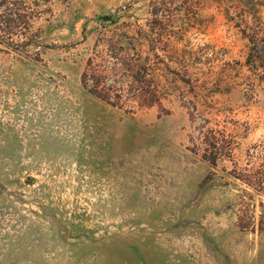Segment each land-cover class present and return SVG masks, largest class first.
Here are the masks:
<instances>
[{"label": "rangeland", "instance_id": "1", "mask_svg": "<svg viewBox=\"0 0 264 264\" xmlns=\"http://www.w3.org/2000/svg\"><path fill=\"white\" fill-rule=\"evenodd\" d=\"M263 38L264 0H0V264H264Z\"/></svg>", "mask_w": 264, "mask_h": 264}, {"label": "water", "instance_id": "2", "mask_svg": "<svg viewBox=\"0 0 264 264\" xmlns=\"http://www.w3.org/2000/svg\"><path fill=\"white\" fill-rule=\"evenodd\" d=\"M104 19H105V20H108V17H107V16H105V17H104Z\"/></svg>", "mask_w": 264, "mask_h": 264}, {"label": "trees", "instance_id": "3", "mask_svg": "<svg viewBox=\"0 0 264 264\" xmlns=\"http://www.w3.org/2000/svg\"><path fill=\"white\" fill-rule=\"evenodd\" d=\"M263 45H264V38H263ZM211 161H213V159Z\"/></svg>", "mask_w": 264, "mask_h": 264}]
</instances>
